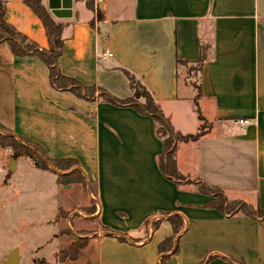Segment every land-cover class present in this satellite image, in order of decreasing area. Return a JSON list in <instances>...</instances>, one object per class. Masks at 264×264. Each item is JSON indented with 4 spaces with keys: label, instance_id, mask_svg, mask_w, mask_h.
<instances>
[{
    "label": "crops",
    "instance_id": "crops-1",
    "mask_svg": "<svg viewBox=\"0 0 264 264\" xmlns=\"http://www.w3.org/2000/svg\"><path fill=\"white\" fill-rule=\"evenodd\" d=\"M5 1L7 22L47 50L40 18L23 0ZM70 2V18L52 13ZM42 3L67 24L60 72L94 87L95 96L54 87L39 56H17L3 40L0 124L47 157L78 161L85 186L59 182L74 169L40 168L30 157L14 158L11 147L7 160L8 167L16 161L15 173L21 165L51 171L62 196L88 197L85 204L58 206L57 216L70 207L83 212H72V221H84L75 230L79 237L65 225L72 239L63 250L87 238L65 264H264V218L226 214L210 205L215 196L202 187L264 210V0H94L93 9L85 0ZM193 66L195 84L187 74ZM131 76L175 132L196 134L209 122L198 139L177 143L176 166L189 181L176 182L162 170L163 140L152 115L103 99L101 90L133 96ZM173 216L184 221L179 231ZM171 236L173 249L161 253L160 243Z\"/></svg>",
    "mask_w": 264,
    "mask_h": 264
},
{
    "label": "trees",
    "instance_id": "trees-1",
    "mask_svg": "<svg viewBox=\"0 0 264 264\" xmlns=\"http://www.w3.org/2000/svg\"><path fill=\"white\" fill-rule=\"evenodd\" d=\"M90 9L94 7V0H85ZM33 12L40 18L45 31L47 33L49 48L40 50L37 45L31 42L25 35L18 32L10 25L6 18V1L0 0V42L6 40L9 42L13 53L17 56H25L34 54L39 56L49 69V76L54 87L62 90H71L80 97L93 99L96 89L94 87H83L75 79L64 76L59 70V59L63 53L64 45V30L67 24L55 20L45 6L42 0H23ZM203 61V59H201ZM130 85L133 89V96L119 99L101 90V95L106 101L116 105H130L136 108L141 113L152 115L157 123V133L163 140V153L160 158V165L166 176L176 182L187 181V177L181 174L176 166L175 149L179 141H189L198 139L202 130L196 134H181L175 132L170 121L164 116L159 105L155 102L150 92L131 76ZM145 97L144 104L139 103L138 99ZM199 112V111H198ZM202 121V116L199 115ZM0 145L11 147L14 150V158L20 156L30 157L34 163L44 169L55 168L58 171L65 172L74 169L69 174L59 176V182L62 184L80 183L86 185L85 177L76 169L78 161L73 158L52 159L47 157L40 145L26 139H17L11 132L0 124ZM189 181V180H188ZM203 192L215 196V201L210 205L225 212L226 214H235L237 212H245V214L256 218H264V210H254L243 202H230L223 195L222 191L207 184H203ZM171 223L175 227V231H179L184 226V221L177 216L170 218ZM87 239L80 238L78 242L72 244L68 249H65L61 256L65 258H76L80 248L84 247ZM174 236L163 240L159 249L161 253H169L173 249ZM166 258L163 257L161 262Z\"/></svg>",
    "mask_w": 264,
    "mask_h": 264
},
{
    "label": "rangeland",
    "instance_id": "rangeland-1",
    "mask_svg": "<svg viewBox=\"0 0 264 264\" xmlns=\"http://www.w3.org/2000/svg\"><path fill=\"white\" fill-rule=\"evenodd\" d=\"M195 69V66L190 67L187 72L189 82L193 84ZM138 101L144 104L146 99L142 97ZM207 123L201 125L202 132ZM12 154L13 150L9 147L0 146V264L7 263L14 249H19V264H65L73 258L63 259L61 256L63 248L72 239L64 227L71 225L72 236L79 237L75 235V230L84 221L77 218L72 221V212H83L70 207L57 216L58 206L62 202L73 206L85 204L88 197L85 194L80 197L68 193L62 196L64 193L57 187L56 175L51 171L43 174L28 165H21L17 173L16 170L10 171L7 160ZM11 174L19 191L16 195L9 185ZM83 227L93 226L86 223Z\"/></svg>",
    "mask_w": 264,
    "mask_h": 264
},
{
    "label": "water",
    "instance_id": "water-1",
    "mask_svg": "<svg viewBox=\"0 0 264 264\" xmlns=\"http://www.w3.org/2000/svg\"><path fill=\"white\" fill-rule=\"evenodd\" d=\"M52 13L57 18H70L73 15L71 2L69 4H63L61 6H53L51 8ZM15 160L9 164L10 171L15 170ZM19 249H14L10 254L6 264H19Z\"/></svg>",
    "mask_w": 264,
    "mask_h": 264
},
{
    "label": "built area",
    "instance_id": "built-area-1",
    "mask_svg": "<svg viewBox=\"0 0 264 264\" xmlns=\"http://www.w3.org/2000/svg\"><path fill=\"white\" fill-rule=\"evenodd\" d=\"M108 55L111 56L112 54L109 53ZM238 122L241 123V124H245V123L248 122V120H244V119L242 120V119H241V120H239Z\"/></svg>",
    "mask_w": 264,
    "mask_h": 264
}]
</instances>
